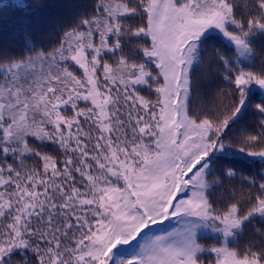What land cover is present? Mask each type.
<instances>
[{
	"label": "snow or ice",
	"instance_id": "obj_1",
	"mask_svg": "<svg viewBox=\"0 0 264 264\" xmlns=\"http://www.w3.org/2000/svg\"><path fill=\"white\" fill-rule=\"evenodd\" d=\"M76 7L0 44V264H264V0Z\"/></svg>",
	"mask_w": 264,
	"mask_h": 264
},
{
	"label": "trees",
	"instance_id": "obj_2",
	"mask_svg": "<svg viewBox=\"0 0 264 264\" xmlns=\"http://www.w3.org/2000/svg\"><path fill=\"white\" fill-rule=\"evenodd\" d=\"M12 2L13 0H0V44L7 43L19 50L33 39L26 34L28 31L46 38V42L54 40L60 26L68 22L80 10L76 6L88 3L90 0H40L43 8L38 13L27 10V15L24 12L13 10ZM24 2L32 4L36 0H24ZM199 75V91L202 94L214 90L217 86H222L219 85V81L213 83L212 77L203 72ZM196 103H199V100ZM247 119L251 123L255 118L249 116ZM233 159L240 161L241 167H247L251 163V158L243 154H237ZM256 167L259 165L257 164ZM177 223L179 224L178 219L169 218L161 223L150 225L145 230V234H161L170 231ZM249 238L247 234L241 237V244L247 242ZM142 239L143 236L138 238V242ZM201 242L204 243V241ZM135 249L134 244L130 248L122 246L116 251L119 256L123 257L131 254Z\"/></svg>",
	"mask_w": 264,
	"mask_h": 264
},
{
	"label": "rangeland",
	"instance_id": "obj_3",
	"mask_svg": "<svg viewBox=\"0 0 264 264\" xmlns=\"http://www.w3.org/2000/svg\"><path fill=\"white\" fill-rule=\"evenodd\" d=\"M178 226H179V224L177 223L175 226H173V228L178 227Z\"/></svg>",
	"mask_w": 264,
	"mask_h": 264
}]
</instances>
